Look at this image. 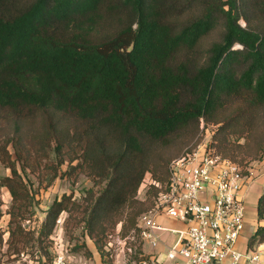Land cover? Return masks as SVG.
Returning a JSON list of instances; mask_svg holds the SVG:
<instances>
[{
	"label": "trees",
	"instance_id": "1",
	"mask_svg": "<svg viewBox=\"0 0 264 264\" xmlns=\"http://www.w3.org/2000/svg\"><path fill=\"white\" fill-rule=\"evenodd\" d=\"M30 119H41L38 134L24 129ZM202 119L220 125L214 142L224 158L237 162L245 147L231 139L253 133L249 157H263L264 129H255L264 123V0H0V164L11 172L0 176V222L2 189L12 197L0 264L5 244L12 256L42 243L72 203L55 200L36 238L24 226L35 195L19 166L52 156L49 183L68 162L70 173L84 168L104 185L86 210L101 249L148 174L167 184L176 157L164 162L162 151L192 145ZM149 209L129 216L124 235H139ZM257 221L249 249L264 244V191ZM39 248L37 261L48 264Z\"/></svg>",
	"mask_w": 264,
	"mask_h": 264
},
{
	"label": "rangeland",
	"instance_id": "2",
	"mask_svg": "<svg viewBox=\"0 0 264 264\" xmlns=\"http://www.w3.org/2000/svg\"><path fill=\"white\" fill-rule=\"evenodd\" d=\"M240 23L245 26L243 20ZM23 124L31 135L38 134L41 130V119H30ZM204 122V123H203ZM259 121V125L256 126L255 131L261 135L264 129V123ZM204 124V127H203ZM220 125L208 123L205 120H201L199 131L197 136L192 141V145L204 140L209 139L211 136L210 144H212L219 154L223 156L214 142V134L217 133ZM254 134V133H253ZM245 135L243 138L234 136L231 140L238 144V146L245 147L241 153L235 154L237 162L244 171L247 169L252 170L254 174L256 172L264 176V155L260 160L250 158V154L255 149L257 143V134ZM36 136V135H34ZM33 136V137H34ZM263 138V137H262ZM257 140V141H256ZM208 142V141H207ZM191 145V144H190ZM188 145V146H190ZM187 146V147H188ZM187 147L180 146L174 150L166 149L162 151L161 157L164 162L170 157L177 158L181 156L187 149ZM12 152L13 149L11 148ZM248 155V156H247ZM46 156H44L45 158ZM43 158V157H41ZM52 156L45 158L39 164V161H35L37 165L30 169L27 167L26 172H23L19 166V171L27 182L30 190L35 195V202L33 206V213L30 220L24 221V226L36 232L35 236L38 237L43 223L45 222L47 211L55 200H61L64 196L72 197V203L70 204V210L64 211L57 221L56 227L53 233L43 239L42 243L31 242L25 252L21 255L15 254L12 256H6L8 245L5 244L3 248V260L5 264H39L37 261L39 258L38 248L45 250L41 255L43 256V262L48 264H55L59 258H64V264H143L146 258L143 249L144 244L141 238L131 228L128 233L124 235L125 227H130L129 216H134L138 211L142 209H149L154 205V201L157 197V190L155 191L152 182L156 180L153 174H148L141 185L136 201L125 208L119 216V223L113 226L112 223H108L106 233L101 238L100 246L96 245L95 239L91 238L86 229V213L90 203H93L92 197L96 198L104 188V185H97L91 175L88 174L84 168L75 169L70 173L69 163L66 162L60 167L59 176L53 182L49 183L52 175L55 173V169H52L49 165L53 163ZM171 159V160H172ZM230 159V158H228ZM243 159V160H242ZM232 160V159H230ZM233 161V160H232ZM56 163V162H55ZM78 161H75L73 165H77ZM252 173V176L255 177ZM9 176L11 172L0 164V176ZM158 181V180H157ZM160 182V181H159ZM162 184V183H161ZM259 194L264 191V177L258 182ZM93 193L90 194L89 192ZM12 197L6 188L2 189V209L4 215L0 222V227L6 231L5 240L8 239L9 233L8 224L10 216L7 214L9 206L11 204ZM254 199L252 200V202ZM73 203H75L73 205ZM248 205L247 210V227L245 230L246 235H250L251 231L258 226V221L254 212ZM253 211V213H252ZM142 212H140L141 214ZM254 214V215H253ZM139 217V213L136 217V221ZM255 217V218H254ZM264 223V222H263ZM166 256L161 259V264H171ZM150 264V262H148ZM174 264V263H173Z\"/></svg>",
	"mask_w": 264,
	"mask_h": 264
},
{
	"label": "built area",
	"instance_id": "3",
	"mask_svg": "<svg viewBox=\"0 0 264 264\" xmlns=\"http://www.w3.org/2000/svg\"><path fill=\"white\" fill-rule=\"evenodd\" d=\"M210 141L211 136L194 143L174 159L164 187L152 182L160 191L138 219L139 237L155 250L164 234H174L167 257L181 258L182 264H264V244L249 249L245 240L252 173L221 156ZM160 218L179 220L185 227L169 228ZM55 264H64V258Z\"/></svg>",
	"mask_w": 264,
	"mask_h": 264
},
{
	"label": "crops",
	"instance_id": "4",
	"mask_svg": "<svg viewBox=\"0 0 264 264\" xmlns=\"http://www.w3.org/2000/svg\"><path fill=\"white\" fill-rule=\"evenodd\" d=\"M252 173L254 174L253 170ZM254 176L251 175L252 179H253V183L252 185L248 188L247 192H246V206H247V210H248V205L250 206V209L252 210V207H254V212L257 218V202H258V198L260 197V195L262 193L259 194V188H258V182L260 180L263 179V175H261L260 173L258 174L256 172V174H254ZM254 199V201L252 202V200ZM253 213V211H252ZM254 215V214H253ZM255 218V217H254ZM160 222L164 225L167 226L169 228L172 229H183L185 227V224L179 220H175V219H169V218H160ZM256 229V228H255ZM254 229L250 232V235H246L245 234V240L246 242H248L250 236L254 233ZM176 239V236L172 233H166L163 236V241L159 244V246L154 250L150 247V245L148 244H144V253L145 255H147V259L148 262H150V264H161V259L166 256L167 257V252L169 250V247L174 243ZM171 264H182V259L178 258L177 260H170Z\"/></svg>",
	"mask_w": 264,
	"mask_h": 264
}]
</instances>
